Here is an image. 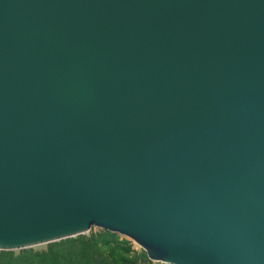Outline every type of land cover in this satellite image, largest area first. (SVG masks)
Segmentation results:
<instances>
[{
	"label": "water",
	"instance_id": "obj_1",
	"mask_svg": "<svg viewBox=\"0 0 264 264\" xmlns=\"http://www.w3.org/2000/svg\"><path fill=\"white\" fill-rule=\"evenodd\" d=\"M91 226L264 264V0H0V249Z\"/></svg>",
	"mask_w": 264,
	"mask_h": 264
},
{
	"label": "trees",
	"instance_id": "obj_2",
	"mask_svg": "<svg viewBox=\"0 0 264 264\" xmlns=\"http://www.w3.org/2000/svg\"><path fill=\"white\" fill-rule=\"evenodd\" d=\"M109 233H78L45 243L43 248L0 249V264H152L144 252L130 247L128 240ZM102 236L104 240L98 241ZM172 264V263H157Z\"/></svg>",
	"mask_w": 264,
	"mask_h": 264
},
{
	"label": "rangeland",
	"instance_id": "obj_3",
	"mask_svg": "<svg viewBox=\"0 0 264 264\" xmlns=\"http://www.w3.org/2000/svg\"><path fill=\"white\" fill-rule=\"evenodd\" d=\"M89 232H100L102 234L103 237H108L107 235L109 233H111V231L109 230H106V229H101L99 227H96V226H91L88 230L84 231L83 233L84 234H88ZM113 235H115L117 238H125L126 240H128L129 244H130V247L135 249L137 252H144L142 248H140L136 243H134L131 239L121 235V234H118V233H112ZM74 236V235H73ZM102 236H100L98 238V241L100 240H104L102 238ZM45 246V243H40V244H35V245H32V246H28L30 248H43ZM13 253H17V250L18 248H15V249H10ZM152 262V264H157V263H160V261H157V260H150Z\"/></svg>",
	"mask_w": 264,
	"mask_h": 264
}]
</instances>
